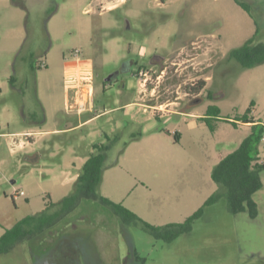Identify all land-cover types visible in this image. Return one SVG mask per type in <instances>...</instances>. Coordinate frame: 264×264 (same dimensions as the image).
<instances>
[{"label": "rangeland", "instance_id": "1", "mask_svg": "<svg viewBox=\"0 0 264 264\" xmlns=\"http://www.w3.org/2000/svg\"><path fill=\"white\" fill-rule=\"evenodd\" d=\"M250 1L247 12L236 0H0V235L72 193L68 178L98 144L107 147L102 196L155 226L203 207L219 189V156L251 132L238 120L249 109L264 120V63L243 68L231 57L250 39L264 44V0ZM156 56L159 79L107 81L124 62ZM80 69L93 70L85 82L94 84L83 119L97 118L53 132L82 119L66 102ZM211 107L232 123L212 120L213 132L199 119ZM30 128L39 135L17 150L12 133ZM259 148L264 160V139ZM261 178L255 218L222 198L167 241L88 199L51 229L65 231L37 234L0 264H264ZM16 191L25 195L14 200Z\"/></svg>", "mask_w": 264, "mask_h": 264}, {"label": "trees", "instance_id": "2", "mask_svg": "<svg viewBox=\"0 0 264 264\" xmlns=\"http://www.w3.org/2000/svg\"><path fill=\"white\" fill-rule=\"evenodd\" d=\"M236 2L247 12L249 6L236 0ZM254 38L248 40L240 48L231 52V57L235 59L243 68H252L264 63V44H254ZM203 83L201 85L202 89ZM220 109L211 107L207 113L200 118L215 132L216 128L212 120L232 123L230 119H223L220 116ZM249 109L242 119L238 120L244 124H252L251 132L240 146L224 157L213 169L212 178L218 184L219 189L212 194L204 206L194 215L189 217L184 223H173L165 226H155L142 219L139 215L128 209L122 203L102 196L99 193L103 181V174L106 169L105 152L106 145H94V152L89 155L88 160L83 165L78 179L76 180L72 193L65 196L57 203H49L41 212L28 216L17 222L12 228L6 229L0 237V253L7 252L15 244L22 240L31 239L37 234H42V241L49 238L52 232H63L51 230L57 227L59 222H63L66 217L85 200H96L108 207L124 223L135 224L143 227L144 230L153 234L156 238L171 241L180 234L188 231L192 223L200 218L204 208L212 206L222 198H226L229 210L235 214L249 212L251 218L257 215V203L253 196L262 188L261 174L264 171V160L260 157V145L264 139V124L254 120ZM237 127V123L233 122ZM176 139L178 133H176ZM69 230V229H68Z\"/></svg>", "mask_w": 264, "mask_h": 264}, {"label": "crops", "instance_id": "3", "mask_svg": "<svg viewBox=\"0 0 264 264\" xmlns=\"http://www.w3.org/2000/svg\"><path fill=\"white\" fill-rule=\"evenodd\" d=\"M88 72H92L93 73V70L91 69H80L78 70L75 74H71L69 77L70 79V85L69 88H68V93L66 94V102L69 103V105L71 106V109H73L78 115L79 117H81L82 119L78 122V124H76L75 126H69V128H66V129H63V130H53V132H61V131H65V130H73V129H78V128H82L84 125H88L90 124L91 122H93V120H95V118H97V116H91V117H87L86 119H83V116L89 112H92L93 111V107H94V104H93V101H94V84H93V81L90 83H87L85 82V80L89 79L88 77H85V74H88ZM87 90V93L86 92ZM146 111V110H144ZM204 116V115H203ZM201 116V117H203ZM254 120L257 121V122H260L262 124H264V120L261 119L260 117L256 116V115H252ZM200 117V118H201ZM199 118V119H200ZM204 123V122H202ZM237 123V122H236ZM205 124V123H204ZM245 126H247L248 128H252V124H246ZM28 133H33V135H39V131H35L33 129H26V130H22V131H17V132H14L12 133V135L14 137H18L17 139H15L13 142L16 146V149L17 150H22V149H25V148H28L29 144L26 140H25V136L28 134ZM24 136V139L22 138ZM239 147V146H238ZM237 149V148H236ZM235 151V150H234ZM94 152V151H93ZM92 152V153H93ZM91 154V153H90ZM106 154V153H105ZM229 155V154H228ZM106 156V155H105ZM227 156V155H226ZM224 155H220L219 159H223L224 157H226ZM89 156H86L83 158V162H82V167L83 165L85 164V162L88 160ZM220 160V161H221ZM38 161H39V157H38ZM219 161V162H220ZM82 167L80 168V171L82 169ZM79 169V168H78ZM105 173V172H104ZM79 174L80 173H76L75 175H70V177L68 178V181L70 180L71 182H73V186L76 182V180L78 179L79 177ZM103 179L105 180L104 178V175H103ZM103 180V181H104ZM102 181V182H103ZM103 186V183L101 184ZM108 196V195H107ZM109 199H110V196H108ZM115 202V201H114ZM117 203V202H116ZM10 229V228H9ZM6 229L3 231V233L0 235V237L5 233ZM62 233V232H61ZM36 236H33L31 239H27V240H30L32 241ZM50 238V237H49ZM27 240H22L20 242H18L17 244H15L11 249H9L7 252H4V253H0V257L5 255V254H8V252L14 248H17V246H19V244H23L27 241Z\"/></svg>", "mask_w": 264, "mask_h": 264}, {"label": "flooded vegetation", "instance_id": "4", "mask_svg": "<svg viewBox=\"0 0 264 264\" xmlns=\"http://www.w3.org/2000/svg\"><path fill=\"white\" fill-rule=\"evenodd\" d=\"M246 1V0H245ZM247 5H251V4H254L252 1L250 0H247ZM246 4V3H245ZM263 10L262 12H264V8L263 6L260 7V10ZM163 57H160V56H156L154 58H151L149 61H143L141 64L135 60V59H131V60H128L126 62H124L123 64V68L122 70L116 72L115 74H111L107 80L108 82L112 81V80H115L118 76L121 75V73H124V72H132L133 75L136 71H142V70H146L147 72H149V74H155V73H152L154 72L153 71V65H158V63L156 62L157 59H162ZM151 65V66H150ZM165 69V68H164ZM164 69H162L160 72L161 74H164ZM160 78V75H154V79H159ZM151 95H153V93L151 92L150 93ZM194 102H199V103H202L203 99L202 98H198V99H194L193 100ZM36 157H39L38 155ZM34 159V158H33Z\"/></svg>", "mask_w": 264, "mask_h": 264}, {"label": "built area", "instance_id": "5", "mask_svg": "<svg viewBox=\"0 0 264 264\" xmlns=\"http://www.w3.org/2000/svg\"><path fill=\"white\" fill-rule=\"evenodd\" d=\"M147 75H149V72H147V71H144V70H138V71H136L135 73H134V76L135 77H138V76H147ZM31 133H28L25 137H31L32 136V134L30 135ZM25 195V192L24 191H16L15 193H13V198H14V200H16V199H18V198H20V197H22V196H24Z\"/></svg>", "mask_w": 264, "mask_h": 264}, {"label": "water", "instance_id": "6", "mask_svg": "<svg viewBox=\"0 0 264 264\" xmlns=\"http://www.w3.org/2000/svg\"><path fill=\"white\" fill-rule=\"evenodd\" d=\"M109 80V79H108ZM38 162V157H36V163Z\"/></svg>", "mask_w": 264, "mask_h": 264}]
</instances>
